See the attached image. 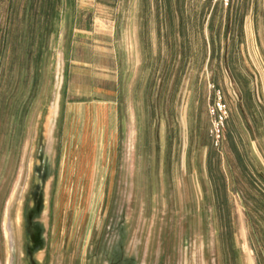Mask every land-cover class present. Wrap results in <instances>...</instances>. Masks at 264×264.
Returning <instances> with one entry per match:
<instances>
[{"label":"rangeland","instance_id":"374dc122","mask_svg":"<svg viewBox=\"0 0 264 264\" xmlns=\"http://www.w3.org/2000/svg\"><path fill=\"white\" fill-rule=\"evenodd\" d=\"M6 1L0 0V264H213L210 226L220 244L225 230L232 235L230 255L216 264H248L249 257L264 264V197L255 196L264 189V5L98 0L103 7L91 9L86 1L106 27L115 18L122 38L133 41L137 68L136 84L126 77L121 85L123 147L114 157L115 173L100 182L60 179L69 166L60 164L62 150L52 142L64 64L55 61L47 95L44 84L30 87L25 66L20 71L16 61L8 64L4 32L17 22L4 20ZM251 7L255 19L239 20ZM132 93L135 167L125 115ZM253 145L258 159L251 156ZM209 147L211 162H219L213 171L226 175L234 193L230 229L224 213L196 211L209 202L196 192L197 185L205 187L197 178ZM107 168L110 173L113 165ZM250 171L258 172V181Z\"/></svg>","mask_w":264,"mask_h":264},{"label":"crops","instance_id":"0c3cea01","mask_svg":"<svg viewBox=\"0 0 264 264\" xmlns=\"http://www.w3.org/2000/svg\"><path fill=\"white\" fill-rule=\"evenodd\" d=\"M87 0H7L8 9L4 15L7 22H17L6 28L2 43V53L7 54L9 64L16 61L19 70L25 66L23 75L30 87L45 86L46 95L50 92L51 72L57 59L64 64L65 81L57 100L54 117L56 133L55 148L62 150L60 164L69 166L61 169V180H96L103 181L113 178L115 173V155L123 147L121 144V85L123 78H128V84L136 83V63L133 60V41L122 38L114 18L111 26L106 27L104 18L92 13L94 6L103 7L98 0H88L91 9L88 10ZM264 5V0H259ZM229 2V1H228ZM246 4L257 3L254 0ZM16 5L13 12L9 6ZM73 8L67 13L66 5ZM244 4L243 0H230V5ZM63 6V12L57 11ZM215 5V4H214ZM149 14L152 13V3L149 4ZM230 6V7H231ZM87 11L85 13L84 11ZM16 11V12H15ZM89 11V12H88ZM91 11V12H90ZM250 16H240L239 20H254ZM13 14V15H12ZM214 11L208 12V21ZM106 22V23H105ZM8 27V25H7ZM127 36V35H126ZM11 65V64H10ZM133 90V88H132ZM131 93V87H130ZM135 95L129 96V106L126 111L129 122L130 140L134 142V157L131 164L136 165L137 148V109ZM132 102V104H131ZM150 110L144 109L148 116ZM50 116V111L44 114ZM46 118V120H47ZM53 130V131H54ZM152 128L145 127V131ZM152 135V134H151ZM152 143V136L150 137ZM212 147L206 150L204 171L197 178L203 181L205 187L196 186V192L201 197H208L206 206H197L198 212L213 214L222 212L226 217V226L231 228L234 193L228 186V178L219 170V162H211ZM251 156L260 158L255 145L251 146ZM152 144L150 145V160H152ZM46 159V156L43 158ZM152 162V161H150ZM121 164V162L119 163ZM113 165L112 171L107 172V166ZM135 167V166H134ZM134 172V171H133ZM132 172V173H133ZM252 180L258 181L257 171L249 172ZM259 175V174H258ZM179 177H177V180ZM256 197H264V189L256 190ZM228 223V225H227ZM230 225V226H229ZM210 241L208 243L209 259L227 260L232 251V235L224 232V244L217 241L215 226H210ZM229 238V244L227 243ZM204 243H200L203 246ZM223 255V257H221Z\"/></svg>","mask_w":264,"mask_h":264},{"label":"built area","instance_id":"2783aa9c","mask_svg":"<svg viewBox=\"0 0 264 264\" xmlns=\"http://www.w3.org/2000/svg\"><path fill=\"white\" fill-rule=\"evenodd\" d=\"M212 1H214V2L219 1L220 3H222L224 5H227V3H228V0H212ZM222 124H223V120L221 117H219L215 123V129L213 132L215 140H217L219 138V133L221 131Z\"/></svg>","mask_w":264,"mask_h":264},{"label":"bare ground","instance_id":"6f19581e","mask_svg":"<svg viewBox=\"0 0 264 264\" xmlns=\"http://www.w3.org/2000/svg\"><path fill=\"white\" fill-rule=\"evenodd\" d=\"M51 113V112H50ZM52 114V113H51ZM52 115H50V117H51ZM48 124V123H47ZM47 144L49 145L50 144V142H49V140H47ZM46 150L48 151V149L46 148ZM5 235H6V237L11 241V239H12V235H11V233H10V229L9 228H7L6 226H5ZM247 262H248V264H253V261H252V259L249 257L248 258V260H247Z\"/></svg>","mask_w":264,"mask_h":264}]
</instances>
